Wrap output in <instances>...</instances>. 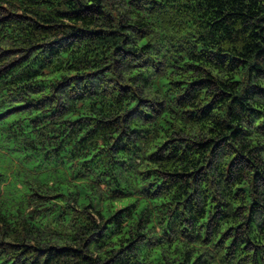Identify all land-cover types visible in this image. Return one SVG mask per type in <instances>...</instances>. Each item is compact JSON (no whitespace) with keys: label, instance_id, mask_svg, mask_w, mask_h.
Here are the masks:
<instances>
[{"label":"trees","instance_id":"trees-1","mask_svg":"<svg viewBox=\"0 0 264 264\" xmlns=\"http://www.w3.org/2000/svg\"><path fill=\"white\" fill-rule=\"evenodd\" d=\"M0 264H264V0H0Z\"/></svg>","mask_w":264,"mask_h":264}]
</instances>
